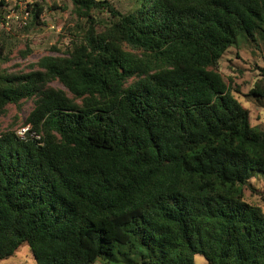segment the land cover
Segmentation results:
<instances>
[{
  "label": "trees",
  "instance_id": "1",
  "mask_svg": "<svg viewBox=\"0 0 264 264\" xmlns=\"http://www.w3.org/2000/svg\"><path fill=\"white\" fill-rule=\"evenodd\" d=\"M69 1L62 55L11 72L0 43V117L35 99L24 137L0 133V261L26 244L36 264H264V211L244 196L264 128L218 71L264 43V0ZM27 13L23 32L44 25L41 4Z\"/></svg>",
  "mask_w": 264,
  "mask_h": 264
},
{
  "label": "rangeland",
  "instance_id": "2",
  "mask_svg": "<svg viewBox=\"0 0 264 264\" xmlns=\"http://www.w3.org/2000/svg\"><path fill=\"white\" fill-rule=\"evenodd\" d=\"M4 1L3 5L1 2ZM121 10L130 5L127 0H106ZM39 3L44 7L41 22L44 25L33 26L25 33L23 23L30 19L27 9L29 5ZM63 8V9H62ZM73 6L69 0H0V17L7 18V29L0 26V43L6 41L7 54L10 61L3 66L11 72H29L44 56L62 55L72 39V29L76 27V17L72 13ZM32 21H30L31 23ZM264 43L250 45L240 43L230 48L221 58L218 71L230 86L232 93L249 111L253 126L264 128V102L259 103L250 96V91L260 79L259 67L264 65ZM50 86L62 90L65 87L58 81ZM35 99L24 100L20 106L9 105L7 112L0 117V133L7 130L18 131L24 125L27 115L34 108ZM244 187L246 201L255 204L264 211V177L257 175ZM0 264H36L28 245H23L8 259ZM195 264H207L197 255Z\"/></svg>",
  "mask_w": 264,
  "mask_h": 264
},
{
  "label": "built area",
  "instance_id": "3",
  "mask_svg": "<svg viewBox=\"0 0 264 264\" xmlns=\"http://www.w3.org/2000/svg\"><path fill=\"white\" fill-rule=\"evenodd\" d=\"M5 17H0V26L3 28V29H7V18H5V20L3 19ZM24 25L26 24V22L23 23ZM28 131V128L26 127H22L18 130V134L22 137H24V135L27 133Z\"/></svg>",
  "mask_w": 264,
  "mask_h": 264
}]
</instances>
